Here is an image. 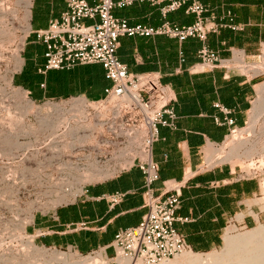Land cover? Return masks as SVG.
I'll list each match as a JSON object with an SVG mask.
<instances>
[{
  "label": "crops",
  "instance_id": "0c3cea01",
  "mask_svg": "<svg viewBox=\"0 0 264 264\" xmlns=\"http://www.w3.org/2000/svg\"><path fill=\"white\" fill-rule=\"evenodd\" d=\"M200 1L208 8L205 16L224 25L218 32L210 33L205 42L197 37L180 41L167 35L124 36L117 54L131 72H158L162 82L176 93L177 128L161 126L160 139L153 146V158L159 164L154 188L160 194L164 181L190 177L182 189L175 228L192 250L207 252L222 245L227 226L239 213L247 211L244 218L250 224L254 222L248 201L260 194V184L255 179L233 178L229 167L209 165L206 149L229 136L227 117L234 118L238 126L247 123L259 78L224 68L203 71L192 66L199 61L198 52L204 44L225 57L235 48L244 56L256 53L264 43V0ZM66 9L67 0L31 1V33L21 50L13 81L36 101L73 95L99 98L110 84L100 63L45 69L46 46L36 41L32 31L46 28ZM113 14L132 25L157 26L164 21L187 25L196 19L185 7L164 16L161 5L149 1L115 7ZM216 103L229 109V113ZM144 181L143 171L133 166L92 182L80 199L52 212H36L26 231L40 246L82 253L106 248L107 253L113 254L116 233L138 225L147 211ZM114 193L125 195L113 204L109 195Z\"/></svg>",
  "mask_w": 264,
  "mask_h": 264
},
{
  "label": "built area",
  "instance_id": "2783aa9c",
  "mask_svg": "<svg viewBox=\"0 0 264 264\" xmlns=\"http://www.w3.org/2000/svg\"><path fill=\"white\" fill-rule=\"evenodd\" d=\"M136 1L160 4L164 16L185 7L186 12L194 14L196 19L187 25L170 21L157 26L132 25L127 19L113 14L115 7H126ZM207 11L200 0H67V9L59 19L51 20L46 28L32 31L36 41L46 46V70L100 63L110 80L104 95L99 98L90 99L84 95L68 98L75 102L76 98L84 97L82 107L98 111V121L89 131L96 143L87 146L95 151V155L94 158H85L84 168L99 161V165L112 174L133 166H138L144 174L143 194L147 211L138 225L116 233L112 243L116 257L136 259L138 264H166L178 254L192 250L175 228L182 189L190 177L185 175L182 180L164 181L160 194L154 188L159 179V164L153 158V146L160 139L161 126L177 128L176 93L170 85L162 82L158 72H131L117 54L120 39L124 36L167 35L180 41L197 37L205 42L210 33L218 32L224 26L205 16ZM88 19L91 22L88 23ZM198 56L199 61L192 68L203 71L215 69L223 61L230 60L222 58L217 50L206 44ZM216 106L229 113V109L220 103ZM216 121L222 122L219 118ZM226 122L230 126L229 135L241 129L232 117H227ZM149 152L151 157L146 155ZM91 159L94 161L90 162ZM124 195L114 193L109 199L114 204Z\"/></svg>",
  "mask_w": 264,
  "mask_h": 264
},
{
  "label": "rangeland",
  "instance_id": "374dc122",
  "mask_svg": "<svg viewBox=\"0 0 264 264\" xmlns=\"http://www.w3.org/2000/svg\"><path fill=\"white\" fill-rule=\"evenodd\" d=\"M28 9L26 0H0V264H37L25 257L24 254L29 252H33L40 264H52L39 255H50L55 251L73 255L76 259L90 256L102 262L99 264H118V257L107 253L105 248L82 253L76 249L44 247L38 245L34 237L26 231L36 212H52L62 204L80 199L90 183L95 182L86 180L81 183L82 170L71 171L67 169V164H78L84 168V163L87 162L85 158H94L95 151L87 146H94L96 143L90 129L93 130L98 121V111L90 107L79 108L76 105L79 99L75 102L68 97L36 101L24 88L14 83L13 74L20 66L21 50L30 32ZM235 52H240V49H231L229 56H222L230 60L223 61L217 68L259 78L258 92L249 111L248 121L244 126H239L241 129L250 125L253 127L252 135L242 151L254 148L250 158L215 162L212 165L231 168L232 177L235 179L257 180L261 191L258 196L248 201V212L254 222L250 224L244 218L247 211L239 213L227 226L234 227V234L245 232L259 223L264 224V107L259 110L258 116L257 110L255 111L257 101L264 100V66L258 72L249 66L241 68L234 60L237 56ZM243 60L246 65H264V43L256 53L245 56L243 54ZM34 102L39 108L56 103L59 108H65H62L65 113L55 112L49 115L48 111L42 110V114L35 115L34 112L26 111ZM77 107L79 110H76ZM65 121L69 123V128L65 127ZM232 137L230 134L224 142L213 146L220 150L225 148L228 152V141ZM10 141H18L20 146L10 149L7 145ZM224 246L223 242L220 247L211 251H221ZM102 250L106 252L105 258L100 257Z\"/></svg>",
  "mask_w": 264,
  "mask_h": 264
},
{
  "label": "bare ground",
  "instance_id": "6f19581e",
  "mask_svg": "<svg viewBox=\"0 0 264 264\" xmlns=\"http://www.w3.org/2000/svg\"><path fill=\"white\" fill-rule=\"evenodd\" d=\"M31 1L32 0H26L28 8H29L28 9L29 14H30ZM235 53H237V56L234 60L237 63H239L237 65H239L241 68L245 67V66L246 67L249 66L256 72L262 70L261 67L263 68L264 65L254 66L252 64L251 65L244 64V62H245L243 60L244 52L240 51V52H235ZM235 53H234V55H235ZM18 56H20V55L18 54ZM259 88H261V87H259ZM24 91H26V90H24ZM257 92H258V88H257ZM80 98H82V99H80ZM80 98H76V99H79L76 101V105L79 108L85 104V98L84 97H80ZM55 104L56 103L47 104V105L41 106L39 108L36 106V103L34 102L32 105H30L29 107L26 108L27 109L26 111L34 112L35 115L42 114V112H43L42 110L48 111L47 114H49V115L55 114V112L64 114L65 108L61 107V106H60L61 108H59L58 107L59 105L56 106L57 104L56 105ZM78 107L76 110H79ZM263 107H264V100L259 99L256 103V106H255V111L257 110L256 116H258L259 110ZM48 122H49V124L51 123L49 120H48ZM48 122H46V123H48ZM64 123L66 125L65 127L69 128V123L67 121H65ZM252 132H253V127H252V125H250L246 129H240L237 132V134L236 133L231 134L233 137H232V139H230L228 141V143H229L228 147L230 148V150L228 152L226 151L225 148H222V150H220V149L214 147L213 145H209L206 149V156H207V161H208L209 165H212L215 162H224L227 160L232 161L234 159H238L240 161L241 159H243V157L250 158L254 147L253 148L250 147L248 150H245V151H242V149L244 148V145L247 143L248 139L252 135ZM21 144H24V143H21ZM7 145L11 149L13 146L19 147L20 142L10 141L7 143ZM17 145H19V146H17ZM139 145L142 146V144H139ZM245 153H247V155H245ZM146 155L151 157L150 152ZM67 169H70L71 171L73 169H75L76 171L82 170V174H81L82 177H81V181H80L81 183L83 181L86 182V180H92V181L95 180V182H96V181L103 180L104 178L113 175L107 169L100 166L99 161H95V162L91 163L89 165V167H87V168H82L78 164H76V166H74L72 163L71 164L68 163ZM69 173L72 174L71 172H69ZM66 179H68V178H66ZM233 231H234L233 226H230L227 228V230L224 234V237H223L225 246H224L223 250H221V251L214 250V251H210L207 253H201V252H195L193 250H186V251L178 254L174 258L168 260L166 264H264V224L259 223L257 226L252 227V228H250L247 231L242 232V233L240 232V233L234 234ZM29 245H28V247H29ZM26 252H29V251L27 250ZM32 253L33 252H31V253L29 252L28 254L25 253L24 255L28 260H31V261L34 260L33 262L40 264V262H38V258H35V256ZM105 253H106L105 250H102L100 257L105 258V255H106ZM39 256H41V258H44V260H46L47 262H50L52 264H85V263H89V261H92V263H89V264L102 263L100 261L98 262V259L92 258L90 256L83 257L80 259H76L75 256H73V255H67L65 252H56V251L51 253L50 255H46L44 253H41ZM39 260H40V258H39ZM117 261H118V264H138L139 263L138 260H136V259L127 258V257L120 256V255L118 256Z\"/></svg>",
  "mask_w": 264,
  "mask_h": 264
},
{
  "label": "trees",
  "instance_id": "16d2710c",
  "mask_svg": "<svg viewBox=\"0 0 264 264\" xmlns=\"http://www.w3.org/2000/svg\"><path fill=\"white\" fill-rule=\"evenodd\" d=\"M104 77H105L106 80H108V78L106 77V74L105 73H104Z\"/></svg>",
  "mask_w": 264,
  "mask_h": 264
}]
</instances>
